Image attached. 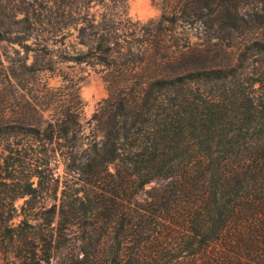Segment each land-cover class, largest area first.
<instances>
[{"label": "trees", "instance_id": "16d2710c", "mask_svg": "<svg viewBox=\"0 0 264 264\" xmlns=\"http://www.w3.org/2000/svg\"><path fill=\"white\" fill-rule=\"evenodd\" d=\"M104 1L0 0L18 64L0 91L6 264H264V0H160L146 25ZM69 62L111 92L86 124L41 82Z\"/></svg>", "mask_w": 264, "mask_h": 264}, {"label": "rangeland", "instance_id": "374dc122", "mask_svg": "<svg viewBox=\"0 0 264 264\" xmlns=\"http://www.w3.org/2000/svg\"><path fill=\"white\" fill-rule=\"evenodd\" d=\"M160 0H125L123 3L124 11L132 23L137 22L140 25H146L150 21H157L162 10L157 4ZM108 7H111L112 3L109 0L104 1ZM96 9L102 10L101 6H97ZM241 14L243 12L241 11ZM252 30L247 33V38L256 37L258 33L264 35V29ZM239 41V40H238ZM70 44H74L72 39L69 40ZM239 52V50H238ZM230 54L231 63H235L236 52L235 50L228 51ZM17 56L13 53L12 47L4 43L0 44V91L3 86L7 84L10 77V68H16L18 64L15 62ZM55 59V57H53ZM54 73H45L41 77V82L50 90L52 94L59 95L64 100H70L73 96L78 97V101L81 103V121L83 124L91 118L99 105L105 100L110 98L111 92L107 83L104 81L105 72H100L99 69H93L84 64L76 65L74 63H63L55 65ZM10 81V80H9ZM13 103V99L10 98L6 103V109H4V115H9V105ZM4 107L0 103L1 109ZM8 117V116H7ZM87 131V130H86ZM51 167H55L54 176L60 178V187L62 181L67 177L65 175L64 161L60 156H57L56 160L52 162ZM74 175V174H73ZM70 179V177H67ZM33 187H37V178L31 179ZM166 184L164 181L155 180L143 187V190L137 196L138 201L147 199L148 193H153L163 187ZM61 189V188H60ZM58 191V196L60 193ZM1 195V186H0ZM1 198V196H0ZM23 203V199H17L15 201L16 206H20ZM1 207V201H0ZM39 209H35L38 211ZM21 217L15 220V223L19 222ZM1 239V238H0ZM2 251V250H1ZM6 253L0 252V264H6L10 260ZM3 259V260H1Z\"/></svg>", "mask_w": 264, "mask_h": 264}]
</instances>
